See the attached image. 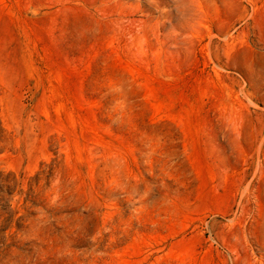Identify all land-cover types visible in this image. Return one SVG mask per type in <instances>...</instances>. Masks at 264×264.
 <instances>
[{"label":"rangeland","instance_id":"rangeland-1","mask_svg":"<svg viewBox=\"0 0 264 264\" xmlns=\"http://www.w3.org/2000/svg\"><path fill=\"white\" fill-rule=\"evenodd\" d=\"M0 264H264V0H0Z\"/></svg>","mask_w":264,"mask_h":264}]
</instances>
